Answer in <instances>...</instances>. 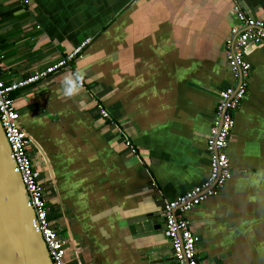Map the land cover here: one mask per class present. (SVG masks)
Instances as JSON below:
<instances>
[{
	"label": "crops",
	"instance_id": "0c3cea01",
	"mask_svg": "<svg viewBox=\"0 0 264 264\" xmlns=\"http://www.w3.org/2000/svg\"><path fill=\"white\" fill-rule=\"evenodd\" d=\"M235 4L264 22V0H0L6 85L89 40L69 69L14 94L66 263L150 264L149 254L172 251L163 208L209 177L212 117L234 82L224 41ZM245 58L231 179L186 214L199 264H264V46ZM78 75L84 86L65 95V78ZM156 213L159 229L138 233L131 224Z\"/></svg>",
	"mask_w": 264,
	"mask_h": 264
},
{
	"label": "built area",
	"instance_id": "2783aa9c",
	"mask_svg": "<svg viewBox=\"0 0 264 264\" xmlns=\"http://www.w3.org/2000/svg\"><path fill=\"white\" fill-rule=\"evenodd\" d=\"M230 20L232 26L224 41V60L234 82L220 93L212 117L206 150L210 159L209 177L203 184L194 186L186 194L177 196L163 208V230L170 241L176 264H199L197 246L200 238L192 234L186 214L207 199L214 197L231 179L227 149L235 125V114L246 97L247 80L251 69L245 54L251 48L264 46L263 21L247 17L238 4L231 8ZM88 43L89 40L83 42L65 58L46 70L36 72L28 80L14 85L4 83L0 62V124L9 144L12 159L30 199L52 264H68L64 259L65 242L58 232L49 226L44 190L37 181L30 154L32 139L20 126L14 94L19 89L37 83L58 70L69 69ZM76 78L77 76H74V80ZM79 83L80 87L84 86L81 79ZM96 107L102 118L112 122L110 115L101 104H97ZM126 145L132 147L127 141Z\"/></svg>",
	"mask_w": 264,
	"mask_h": 264
},
{
	"label": "water",
	"instance_id": "95a60500",
	"mask_svg": "<svg viewBox=\"0 0 264 264\" xmlns=\"http://www.w3.org/2000/svg\"><path fill=\"white\" fill-rule=\"evenodd\" d=\"M161 214L133 218L138 233L159 229ZM150 264H176L172 251L149 254ZM0 264H52L0 124Z\"/></svg>",
	"mask_w": 264,
	"mask_h": 264
},
{
	"label": "clouds",
	"instance_id": "9594fccd",
	"mask_svg": "<svg viewBox=\"0 0 264 264\" xmlns=\"http://www.w3.org/2000/svg\"><path fill=\"white\" fill-rule=\"evenodd\" d=\"M80 79H82V77L79 75L76 80H73L71 76L66 77L64 81V94L67 96L74 95L80 88Z\"/></svg>",
	"mask_w": 264,
	"mask_h": 264
}]
</instances>
